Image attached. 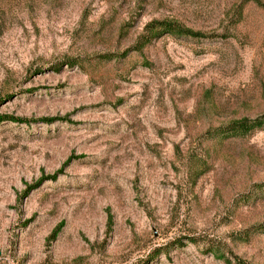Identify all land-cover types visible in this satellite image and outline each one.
Here are the masks:
<instances>
[{
  "label": "rangeland",
  "instance_id": "obj_1",
  "mask_svg": "<svg viewBox=\"0 0 264 264\" xmlns=\"http://www.w3.org/2000/svg\"><path fill=\"white\" fill-rule=\"evenodd\" d=\"M263 113L264 0H0V264H264Z\"/></svg>",
  "mask_w": 264,
  "mask_h": 264
},
{
  "label": "trees",
  "instance_id": "obj_2",
  "mask_svg": "<svg viewBox=\"0 0 264 264\" xmlns=\"http://www.w3.org/2000/svg\"><path fill=\"white\" fill-rule=\"evenodd\" d=\"M257 4H259L256 1ZM162 35H169L172 37H189V38H205L206 36L200 34L198 32L191 31L189 29L183 28L182 26L178 25L172 21H151L146 24L143 28V32L141 35L138 36L136 40L137 48L135 50H139L140 48L149 44L152 40L158 39ZM7 119V117H3L1 120ZM11 119V118H8ZM51 121V120H46ZM264 125V113L257 118L254 119H245L241 118L238 120H233L229 124L225 126L222 130L221 134L223 133L225 138L232 137V136H248L252 132L259 130ZM51 179H54L52 177ZM61 224L58 225L50 234V237L54 239L56 234L59 232ZM189 241H192L191 239ZM212 255L222 261L224 264H231L228 258L224 257V254L220 251L214 250L211 252ZM234 258V257H233ZM237 264L240 262L237 258H234Z\"/></svg>",
  "mask_w": 264,
  "mask_h": 264
}]
</instances>
